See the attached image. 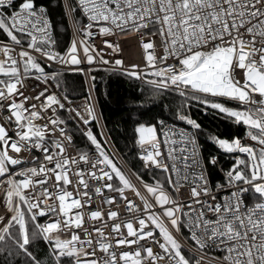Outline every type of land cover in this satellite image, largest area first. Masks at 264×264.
I'll return each instance as SVG.
<instances>
[{
    "label": "snow or ice",
    "instance_id": "6c2138e0",
    "mask_svg": "<svg viewBox=\"0 0 264 264\" xmlns=\"http://www.w3.org/2000/svg\"><path fill=\"white\" fill-rule=\"evenodd\" d=\"M63 10L73 35L60 51L55 33L67 29L48 5L0 0V264H264V0H63ZM126 40L140 64L119 56ZM101 68L147 86L187 126H135L152 182L132 172L134 184L90 126ZM65 71L92 82L83 106L61 90ZM193 108L244 136L209 132ZM202 134L216 149L207 156Z\"/></svg>",
    "mask_w": 264,
    "mask_h": 264
},
{
    "label": "trees",
    "instance_id": "16d2710c",
    "mask_svg": "<svg viewBox=\"0 0 264 264\" xmlns=\"http://www.w3.org/2000/svg\"><path fill=\"white\" fill-rule=\"evenodd\" d=\"M38 2L49 6L53 24L62 23L67 29L66 31L57 29L55 33L60 41L59 50L63 51L70 40L68 21L67 19H62L64 17L63 0H59V3L58 0H38ZM57 3L58 6L52 7L53 4ZM92 75L96 77V87L93 92L96 107L104 132L109 137L108 141L111 147L132 172L139 173L146 182H152L150 173L141 168L137 157V149L133 144L132 138L135 126L137 123H155L157 118H163L167 122L182 123L175 121L172 116L168 115L163 102H158L149 95L150 90L147 86H145L142 94L139 81L133 83L129 78L121 74L106 72L101 69L93 71ZM62 80L64 85L61 90L66 87L71 99L82 97L86 94V86L80 72L65 71ZM161 99L166 101L170 107L178 102H174L168 97ZM191 115L192 118L197 119L203 128L221 136H228L229 138L232 135L242 136L245 131L242 125L233 126L215 115H205L196 108L192 109ZM90 126L94 134L99 138L101 132L97 124L93 122ZM75 141L81 148L87 143L79 133L75 134ZM200 143L205 156L216 151L215 146L209 143L203 134L200 136ZM105 147L108 150L110 149L107 143ZM109 154L112 155L110 150ZM218 176V173H216L213 176V181ZM46 251L47 249L41 241L37 255L43 256Z\"/></svg>",
    "mask_w": 264,
    "mask_h": 264
},
{
    "label": "built area",
    "instance_id": "2783aa9c",
    "mask_svg": "<svg viewBox=\"0 0 264 264\" xmlns=\"http://www.w3.org/2000/svg\"><path fill=\"white\" fill-rule=\"evenodd\" d=\"M68 21V20H67ZM68 25H69V22H68ZM69 30H70V40L72 39V35H73V33H72V29H71V27L69 26ZM94 31H95V29H94ZM70 40H69V42H70ZM95 46L98 48V49H101V48H105V46L102 44V42H101V38L99 37V36H97L96 38H95ZM129 45H132L130 48H128V46ZM131 48H133V50H135L134 51V53H136L135 55V58H134V53L133 52H131ZM110 50H108V49H105V51H104V55L106 56V58H107V53L109 52ZM119 56H121L122 58H123V61H124V64L125 65H130V64H132V63H137V64H140L141 62H142V58H143V51H142V49L138 46V44H137V42L135 41V40H126L125 42H124V51L122 52V53H120L119 54ZM46 67V66H45ZM57 67H59V66H57ZM78 67H80V68H84V69H87L89 66L86 64V63H83V64H81V65H79ZM101 70H103L102 68H101ZM66 72H72V71H66ZM82 74V73H81ZM82 76H83V79H84V83H85V86H86V94L84 95V96H82V97H78V98H72L71 100L74 102V105H80V106H83V103H84V101H85V99L89 96V92H88V87H87V85L88 84H90V83H92L91 81H86V76L84 75V74H82ZM91 103H94L95 105H96V103H95V98H94V94L92 93L91 94ZM96 114H97V116L99 117V114H98V110H97V107H96ZM62 115L64 116V117H67V113L66 112H62ZM93 122H95L96 124H97V126H98V128H99V130H100V132H101V130H103V133H104V135L106 136V134H105V132H104V129H103V127H102V124H101V121H100V119H99V123H97V121H92L91 122V124L93 123ZM169 124H172V123H174V122H168ZM175 124H177V123H175ZM177 126L178 127H187L186 125H183V124H177ZM244 136V134L241 136V137H243ZM107 145L109 146V148H110V150H111V153H112V155H114V157H115V159L117 160V162H118V164H119V166L120 167H122V169H123V171L131 178V180H132V182L134 183V184H137L138 186H139V182L138 181H136V179H135V176H133L132 175V171L126 166V164L122 161V159L115 153V151L113 150V148L111 147V145H110V143H109V141L107 142ZM136 149H137V157H138V148L136 147ZM139 160V159H138ZM139 163H140V165H141V168L144 170V168H143V166H142V162L141 161H139ZM225 166H227V164H225ZM218 175H219V173H218ZM213 182H215V180L213 181ZM118 183V182H117ZM104 193H107V194H109V195H115L114 193H108V190L107 189H104ZM127 195H128V198L129 199H133V200H135L136 201V203H140V201H139V199L138 198H136L135 196H134V194L131 192V191H127ZM93 200H94V203L92 204V205H90V207L91 208H93V209H95L99 204H100V199L99 198H97L96 196H95V193H93ZM104 208H105V211L107 210V208H108V205L107 204H105L104 205ZM128 214L127 213H124V212H121V216H127ZM40 220H41V223L43 222V220H44V218H40ZM106 231H107V229H106ZM157 235H158V233H157Z\"/></svg>",
    "mask_w": 264,
    "mask_h": 264
},
{
    "label": "bare ground",
    "instance_id": "6f19581e",
    "mask_svg": "<svg viewBox=\"0 0 264 264\" xmlns=\"http://www.w3.org/2000/svg\"><path fill=\"white\" fill-rule=\"evenodd\" d=\"M131 46H132V45H129L128 48H130ZM130 50H131V52H133V53H134V51H135V50H133V48H131ZM135 54H136V53H134V58H135V56H136ZM109 150H110V149H109ZM110 151H111V150H110Z\"/></svg>",
    "mask_w": 264,
    "mask_h": 264
}]
</instances>
